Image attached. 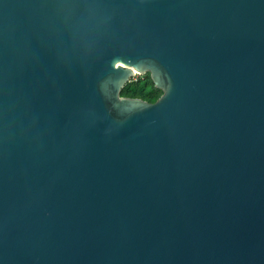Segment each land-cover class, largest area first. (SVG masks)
Wrapping results in <instances>:
<instances>
[{
    "label": "water",
    "instance_id": "95a60500",
    "mask_svg": "<svg viewBox=\"0 0 264 264\" xmlns=\"http://www.w3.org/2000/svg\"><path fill=\"white\" fill-rule=\"evenodd\" d=\"M0 264H264V0H0Z\"/></svg>",
    "mask_w": 264,
    "mask_h": 264
},
{
    "label": "trees",
    "instance_id": "16d2710c",
    "mask_svg": "<svg viewBox=\"0 0 264 264\" xmlns=\"http://www.w3.org/2000/svg\"><path fill=\"white\" fill-rule=\"evenodd\" d=\"M161 91L155 88L147 72L134 75L120 89L119 94L127 97H139L148 102L154 101Z\"/></svg>",
    "mask_w": 264,
    "mask_h": 264
}]
</instances>
